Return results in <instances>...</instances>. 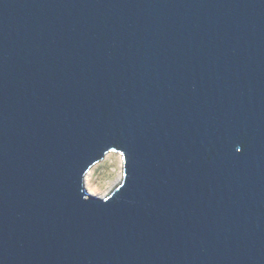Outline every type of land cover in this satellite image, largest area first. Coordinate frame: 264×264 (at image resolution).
<instances>
[{"label":"water","instance_id":"1","mask_svg":"<svg viewBox=\"0 0 264 264\" xmlns=\"http://www.w3.org/2000/svg\"><path fill=\"white\" fill-rule=\"evenodd\" d=\"M0 264H264V0H0Z\"/></svg>","mask_w":264,"mask_h":264},{"label":"rangeland","instance_id":"2","mask_svg":"<svg viewBox=\"0 0 264 264\" xmlns=\"http://www.w3.org/2000/svg\"><path fill=\"white\" fill-rule=\"evenodd\" d=\"M118 175V159L117 153L104 161H101L94 169L90 177V184L93 187H98L101 191L115 181ZM119 183H117L118 185ZM117 185L111 188L102 198L106 197Z\"/></svg>","mask_w":264,"mask_h":264},{"label":"bare ground","instance_id":"3","mask_svg":"<svg viewBox=\"0 0 264 264\" xmlns=\"http://www.w3.org/2000/svg\"><path fill=\"white\" fill-rule=\"evenodd\" d=\"M115 153H111V156H113ZM110 156V157H111ZM109 157V158H110ZM117 159H118V175L115 179L114 182H112V184H110L105 191H101L100 188L98 187H93L90 184V177L93 173V170L91 171L90 175H89V183H88V192L93 195V196H97L102 198V196H104L111 188H113L115 185H117V183H120L122 177H123V169H124V158L123 155L120 153H117Z\"/></svg>","mask_w":264,"mask_h":264}]
</instances>
